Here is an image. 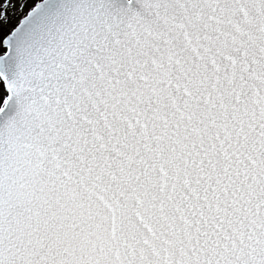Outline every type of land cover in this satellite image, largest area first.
Segmentation results:
<instances>
[{
	"label": "snow or ice",
	"instance_id": "snow-or-ice-1",
	"mask_svg": "<svg viewBox=\"0 0 264 264\" xmlns=\"http://www.w3.org/2000/svg\"><path fill=\"white\" fill-rule=\"evenodd\" d=\"M0 264H264V0H0Z\"/></svg>",
	"mask_w": 264,
	"mask_h": 264
}]
</instances>
